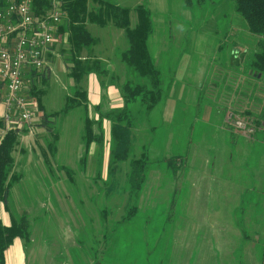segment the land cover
I'll return each mask as SVG.
<instances>
[{
	"label": "rangeland",
	"instance_id": "obj_1",
	"mask_svg": "<svg viewBox=\"0 0 264 264\" xmlns=\"http://www.w3.org/2000/svg\"><path fill=\"white\" fill-rule=\"evenodd\" d=\"M105 1L129 8L143 3L151 12L148 45L162 71V96L150 110L139 99L129 107L132 157L148 156L146 180L139 199H131L130 161L116 163L110 177L111 123L104 119L103 159L95 145L90 163L97 177L88 175L82 107L51 119L58 141L54 152L47 149L50 136L38 123L34 100L38 118L22 125L27 134L14 150L19 179L12 182L8 202L11 212L26 211L31 220L24 264H264V119L255 134L235 114L236 128L227 120L229 109L246 105L245 94L252 92L249 77L239 75L245 73L241 53L255 48L258 36L245 28L232 0ZM130 16L135 22L133 10ZM87 27L97 42L82 57L89 64L98 60L106 71L75 81L61 34L45 56L48 79L35 83L47 112L60 111L81 87L88 91L90 117L97 119L96 105L102 113L112 108L107 88L121 97L125 81L142 82L120 59L125 32L111 23ZM257 90L252 106L262 114L264 77ZM51 188L58 196L52 200ZM3 212L0 201V216Z\"/></svg>",
	"mask_w": 264,
	"mask_h": 264
},
{
	"label": "trees",
	"instance_id": "obj_2",
	"mask_svg": "<svg viewBox=\"0 0 264 264\" xmlns=\"http://www.w3.org/2000/svg\"><path fill=\"white\" fill-rule=\"evenodd\" d=\"M54 0H34L33 6L35 14L41 15L46 12ZM62 7L66 10L67 16L58 26L56 35H64L69 45V55L66 62L69 67V74L75 80L79 81L82 76L90 71L96 72L98 75L105 73L104 69L99 68L98 60L88 63V58L82 57V50L91 47L97 42V38L93 36L87 27L88 22L97 23L105 26L109 23L125 32L127 47L120 52L121 61L126 64L133 73L142 82H134L127 80L120 85L121 96L124 104L121 107H112L105 113L101 112L100 106L95 108L98 112V118H92L89 114V95L88 91L77 87L72 95L67 96L66 103L60 111L47 112L40 100L39 89L35 83L38 79H48L50 69L48 66L36 69L31 68L25 72V94L27 98L36 101V107L41 110L39 113V124L48 133L50 139L46 138L47 149L54 152L57 148L58 134L51 129L52 118L58 117L62 112H66L71 108L82 107L84 111V127L82 138L84 142V155L88 156L91 144L95 143L98 149L99 157L103 159L105 135L103 119L111 123V149L109 152V171L114 172L115 165L118 162L130 161L128 170L126 187L131 199L139 194L146 180V174L149 166L146 164L147 155L141 153L142 156H133V138L135 126L129 111L130 104L137 101L146 104L147 110L153 108L159 103L162 96V71L154 61L148 45L149 36L153 30V22L149 8L139 3L129 8L121 6L117 3H111L105 0H94L97 7L89 8L88 0H58ZM186 5H191L195 0H183ZM200 1V0H197ZM235 10L244 20L245 28L253 35L258 36L256 47L253 49H245L241 60L245 64V73L249 78V90L245 94L243 105H238L234 110L244 117H241L229 109L227 120L230 126H235L231 117L232 113L235 117L242 118L245 127L249 129L251 134H255L262 126L261 121L264 119V113H259L253 109L252 103L258 101V85L264 77V0H232ZM134 11L136 20H131L130 13ZM235 37V36H234ZM236 43V38L231 41ZM236 57V53L234 54ZM237 75V74H236ZM3 100L2 85H0V102ZM234 103V102H233ZM229 113H231L229 115ZM235 119V118H234ZM97 125L99 131L95 132L94 125ZM0 125L4 127L1 120ZM27 134V127L11 125L7 128L3 135H0V201L3 203L7 211L10 212L11 221L6 225L0 219V264H5V253L9 246L16 238H20L26 244L31 237V220L27 212L13 213L8 208L10 189L12 182L19 179L14 169V150L22 135ZM48 140V141H47ZM45 152V151H43ZM144 154V156H143ZM44 156L46 157L45 153ZM131 212L126 218L130 216Z\"/></svg>",
	"mask_w": 264,
	"mask_h": 264
},
{
	"label": "built area",
	"instance_id": "obj_3",
	"mask_svg": "<svg viewBox=\"0 0 264 264\" xmlns=\"http://www.w3.org/2000/svg\"><path fill=\"white\" fill-rule=\"evenodd\" d=\"M34 0H0V85H2L1 135L8 127L32 124L37 113L34 100L25 94V72L45 66V56L60 35L59 24L67 16L61 2L41 15L35 14Z\"/></svg>",
	"mask_w": 264,
	"mask_h": 264
},
{
	"label": "crops",
	"instance_id": "obj_4",
	"mask_svg": "<svg viewBox=\"0 0 264 264\" xmlns=\"http://www.w3.org/2000/svg\"><path fill=\"white\" fill-rule=\"evenodd\" d=\"M113 70H111L112 72ZM108 89H110L109 91H111V87L107 88V94L109 95L108 99H109V104L111 105V107H121L124 104V100L121 97H119L118 95V91L115 90L112 93H108ZM96 90V88L94 89ZM98 97H100L99 92H97ZM113 104H116V106H114ZM0 111H3V104L2 101L0 102ZM1 121V119H0ZM107 124V122H105V125ZM13 125H16V123H13ZM1 128H3L2 126H0V130ZM46 132V131H45ZM1 135V134H0ZM95 143L91 144L92 149L90 148V154H89V159H88V167H87V172L88 175L94 179H96L97 177V172H96V166L95 168H93L92 163H90V161L95 159L96 152H95ZM139 156H142L141 154ZM64 175H68L67 173H65ZM57 178H59V180L63 177V171L60 172L59 174L56 175ZM50 186L54 187L53 184H51ZM49 193L51 194L50 196V200H52L55 197L54 194H57V191L54 188H51ZM54 195V196H53ZM1 205L3 206L4 212L2 213V215L0 216V219H2V222L6 225L10 224L11 221V216H10V212L6 210V208L4 207L3 203L1 202ZM25 243L22 239L20 238H16L13 243L9 246V248L7 249L6 253H5V264H24L25 261ZM94 264H101V261L99 263V260L93 261Z\"/></svg>",
	"mask_w": 264,
	"mask_h": 264
}]
</instances>
